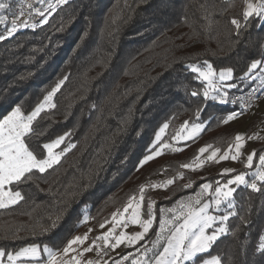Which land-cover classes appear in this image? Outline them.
Segmentation results:
<instances>
[{
  "label": "trees",
  "instance_id": "16d2710c",
  "mask_svg": "<svg viewBox=\"0 0 264 264\" xmlns=\"http://www.w3.org/2000/svg\"><path fill=\"white\" fill-rule=\"evenodd\" d=\"M202 5L209 12L213 5L217 11L228 9L214 17L219 23L210 32ZM244 6V0H70L47 24L21 29L0 41V115L16 104L30 111L67 77L53 97L56 107L41 114L38 127L47 130L43 141L69 132L65 144L77 145L58 166L20 189L23 201L0 209V247L16 251L33 243H62L78 235L85 216L99 227L140 185L171 168L175 181L167 197L156 202L157 219L140 243L148 244L159 230L164 206L198 192L203 183L229 179L231 174L215 173L194 178L188 188L178 183L182 165L192 162L201 146L223 150L233 141L220 118L238 107L209 100L201 116L194 118L205 100L188 92L207 85L195 80L186 65L209 61L217 69L232 67L239 76L252 58H259L264 29L257 26L237 38L228 23L232 16L239 18ZM245 85L228 92L249 89ZM213 116L216 119L210 121ZM186 120L203 121L206 130L182 143L185 148L172 157L155 158L140 167L159 128ZM235 197L240 215L251 207L246 217L251 223L245 226L232 218L230 227L239 225L241 230L221 238L209 254H201L205 258L220 254L225 264L228 257L238 261L242 244L251 257L264 232V195L241 186Z\"/></svg>",
  "mask_w": 264,
  "mask_h": 264
},
{
  "label": "snow or ice",
  "instance_id": "6c2138e0",
  "mask_svg": "<svg viewBox=\"0 0 264 264\" xmlns=\"http://www.w3.org/2000/svg\"><path fill=\"white\" fill-rule=\"evenodd\" d=\"M69 3L70 0H17L13 6L12 0H0V13L4 10L8 13L0 14V25L5 26L0 32V41L15 36L21 29H34L39 24H47L54 13ZM244 5L239 18L232 16L228 21L237 38L257 26L264 29V0H244ZM201 7L204 8L203 19L207 22L206 30L209 32L219 23L214 17L223 16L228 11L227 8L217 11L215 5L212 6L211 12L203 5ZM184 19L187 21V16ZM186 69L195 74V80H202L207 85L202 91L193 89L188 92L191 97L202 96L205 100V104L195 109L196 119L204 112L206 102L209 100L240 103L244 110H250L264 97V42L259 44V58H252L239 76L235 75L232 67L217 69L209 61L188 63ZM66 80L67 77L60 80L43 101L30 111L25 112L20 104H16L10 111L0 115V209L9 208L23 201L25 197L20 189L32 182L37 174H45L50 169H54L68 152L77 147L74 143L65 144L69 132L43 141L47 130L38 127L41 114L56 107L53 97ZM237 80L239 83L235 82ZM257 80L259 84L252 87ZM245 81L249 83L245 85ZM241 85L250 88L251 92L247 96L241 95L229 101L228 89H238ZM242 114L243 112L233 111L220 118V122L228 124ZM215 119L214 116L209 118L210 121ZM169 127L170 123L165 122L156 132L151 150L139 161L140 167L163 155L165 149L173 152L182 150L165 140L166 130ZM205 130L206 125L203 121L192 123L186 120L171 136V141L179 144L181 141L194 140ZM259 138L256 133L251 135L238 133L234 137V142L224 150L213 147L212 144H205L198 149L192 162L184 163L182 168L196 171L210 162L240 161L246 140ZM257 157L259 164L251 173L224 168L221 175L231 174L230 179L224 182L215 181V187L213 183H203L199 185L200 192L195 198L190 197L188 200L179 201L175 207L161 209L164 218L159 222L156 240L152 242L151 248L145 247L142 252L137 249L139 254L134 257L128 252L118 254L119 258H113L109 256V252L122 245H137L146 238L157 219L154 211L155 200L149 198L145 209L146 189L161 186L167 188L174 183L175 177L167 179L162 185L160 183L140 185L139 191L128 197L122 209H116L111 213L110 219H105L99 224L101 230L108 226L107 231H102L100 235L92 238L88 246L83 245L90 239L93 229L59 244L33 243L16 251H7L4 247H0V264H5V259L7 264H18V262L19 264H109V260L112 264H124L130 257L131 264H225L220 254L211 255L210 258H205L201 254H209L221 238L236 236L241 229L239 225L230 227L229 222L232 218L238 217L245 226L251 223L246 219L252 211L251 207L244 210V215H240L237 211L235 194L243 186L254 193L264 195V149L259 153L255 149L252 150L246 156L245 166L247 169H253L254 159ZM183 176L184 173L180 172L179 177L183 178ZM191 186V184L184 185L185 188ZM205 194H210L211 198L202 202L200 197ZM88 220L89 217L85 216L80 223H86ZM130 223L139 225L142 230L129 234L124 229ZM51 228H56V221L52 222ZM49 230V228L42 229L44 233ZM161 241L164 242L162 250L157 251ZM241 249L238 261L228 257L227 264H260L264 261V232L258 236V243L253 248L251 257L246 251L247 245L242 244ZM93 251L97 252L96 259H84L85 253ZM42 253H46V256ZM149 253L152 255L149 256ZM105 257L108 259H104ZM253 257L259 259L254 260Z\"/></svg>",
  "mask_w": 264,
  "mask_h": 264
},
{
  "label": "rangeland",
  "instance_id": "374dc122",
  "mask_svg": "<svg viewBox=\"0 0 264 264\" xmlns=\"http://www.w3.org/2000/svg\"><path fill=\"white\" fill-rule=\"evenodd\" d=\"M0 14H8V13H7V10H4ZM0 26H1V29L4 30L5 26H3V25H0ZM0 32H1V30H0ZM229 90L230 89H228V91ZM239 109L240 108L237 107V108L234 109V111L238 112V113L239 112H243V114L239 115L236 120L231 121L228 124H224V126H226L223 129L225 134L232 133V137L231 138L233 139V141L231 140V143L234 142V137L238 133H243V134H246V135H251L253 133H256V134L259 135L260 138L259 139L246 140L245 147L243 149V155H242L240 161H231V160H229V161H222V162H219V163H211L210 162V163H206L205 166L202 169H199V170H196V171H193V170H190V169H184V168L181 167V170H182L181 172L187 173L188 175L187 176L184 175L183 178H180L179 174H178V181H179L178 183L179 184L181 182L183 185H187V184H190V182L194 178H202L203 179L205 177H208L209 174L221 173L224 168H233V169H236V170H239V171H241V170L242 171H248L249 173H251L252 171L255 170V168L259 164L258 157L256 158V164H254L253 169L249 170L245 166L246 165V156L248 154H250L251 151L254 150V149L255 150H257V148L264 149V101L262 102V104L260 106H258L255 109L249 110V111L244 110V109H241V110H239ZM183 123H181V124H183ZM181 124L176 125V127L168 128L166 130L167 131V136L165 137V140L167 142L173 143L174 147H179V148H181L183 150L185 147L182 145V143H184L186 141H181V142H179V144H176L175 142L171 141V136L175 133L176 130H178L180 128ZM214 147H216V146H214ZM173 153H174L173 151H171L169 149H165L164 152H163V155L157 157V159H160V160L165 159V158L168 159V157H172ZM206 155L207 154H205V156ZM170 173H171V168L170 169L168 168L164 172H160L158 175H156L154 178L151 179V182L149 183V185L150 184H157V183H160L162 185L163 182L166 181L167 179L173 178V177H170ZM168 187L165 188V187L161 186L159 188H148V189H146L145 209L147 208V201H148L149 198L152 199V200H155L157 202V201L162 200L165 197H167L168 192H169ZM214 187H215V185H214ZM199 192H200V190L198 192H196V193H193V194H190V195H185L182 198H180L176 203H174L172 205H166L162 209H168V208L175 207L177 205V203L179 201H181V200H188L190 197L191 198H195L196 194L199 193ZM200 198H201L202 202H206L211 197H210V194H205L204 196H202ZM160 213H161L160 220H162L164 218V212L161 211ZM169 215H171V213H169ZM107 227L108 226H106L105 229L101 230L99 227L93 226V224L90 222V220H88L84 224V226L81 229V231L78 233V235H83L85 232H88L89 229H93V231L90 233V239L88 241H86L85 245H83V246H88L91 243V239L92 238L100 235L102 231H107ZM141 230L142 229H141V227L139 225H133L131 223L125 229V231H127L129 234L137 232V231H141ZM158 232H159V230H158ZM156 238H157V236H155L151 240L150 243H148V244L144 243V245L140 244L143 241H141L137 245H133V246L122 245L120 248H118V249H116L114 251H110L109 252V256L113 257V258H119L118 254L122 255V254H125V253H128V252H131L133 254V257H134V256L139 254L137 249H139L142 252L145 247L151 248L152 247V242L155 241ZM163 243H164L163 241L160 242V245L156 249L157 251L162 250ZM83 246H81V248ZM90 253L91 252L85 253L84 254V259H90ZM151 255H152V253H149V256H151ZM104 259H108V257H105ZM109 264H112L111 260H109ZM124 264H131V257L129 258L128 261H125Z\"/></svg>",
  "mask_w": 264,
  "mask_h": 264
},
{
  "label": "built area",
  "instance_id": "2783aa9c",
  "mask_svg": "<svg viewBox=\"0 0 264 264\" xmlns=\"http://www.w3.org/2000/svg\"><path fill=\"white\" fill-rule=\"evenodd\" d=\"M17 2V0H16ZM257 85L253 86V87H256ZM251 92V89H245V90H240V91H237L235 93H232L229 95V101H231L233 98L235 97H239L241 95H244V96H247L249 93ZM258 95V93H257ZM264 101V97H262L250 110L252 109H255L257 108L258 106H260L262 104V102ZM214 103H216L217 105H237L239 108L243 109V106L240 104V103H232V102H229V103H220L218 100H215L213 101ZM249 111V110H247ZM125 231V229H124ZM97 243H100V242H97ZM97 258V252L96 251H93L90 253V259L94 260Z\"/></svg>",
  "mask_w": 264,
  "mask_h": 264
},
{
  "label": "crops",
  "instance_id": "0c3cea01",
  "mask_svg": "<svg viewBox=\"0 0 264 264\" xmlns=\"http://www.w3.org/2000/svg\"><path fill=\"white\" fill-rule=\"evenodd\" d=\"M258 81V80H257ZM239 110H241V108L239 109ZM203 147V146H202ZM214 147V146H213ZM206 183H213L214 185H215V183L214 182H206ZM200 190V189H199ZM42 255H44V256H46V253H42ZM5 264H7V260L5 259ZM18 264H19V262H18Z\"/></svg>",
  "mask_w": 264,
  "mask_h": 264
}]
</instances>
